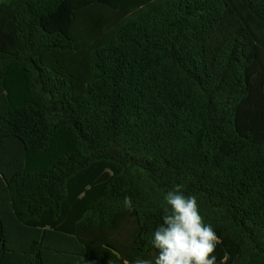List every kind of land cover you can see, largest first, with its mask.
<instances>
[{
    "label": "trees",
    "instance_id": "trees-1",
    "mask_svg": "<svg viewBox=\"0 0 264 264\" xmlns=\"http://www.w3.org/2000/svg\"><path fill=\"white\" fill-rule=\"evenodd\" d=\"M175 185L264 264V0H1L0 264L154 261Z\"/></svg>",
    "mask_w": 264,
    "mask_h": 264
},
{
    "label": "clouds",
    "instance_id": "clouds-1",
    "mask_svg": "<svg viewBox=\"0 0 264 264\" xmlns=\"http://www.w3.org/2000/svg\"><path fill=\"white\" fill-rule=\"evenodd\" d=\"M165 202L163 223L152 234L151 244L158 250L154 261L137 257L134 264H217L213 255L220 243L213 226L204 222L197 196L185 195L182 185H175L163 197ZM124 205L132 210L130 197ZM229 253L224 252L220 264H227ZM124 264H128L125 261Z\"/></svg>",
    "mask_w": 264,
    "mask_h": 264
},
{
    "label": "rangeland",
    "instance_id": "rangeland-1",
    "mask_svg": "<svg viewBox=\"0 0 264 264\" xmlns=\"http://www.w3.org/2000/svg\"><path fill=\"white\" fill-rule=\"evenodd\" d=\"M1 1V0H0ZM212 59H213V56H212V53H211V50H210V53H209V63L212 62Z\"/></svg>",
    "mask_w": 264,
    "mask_h": 264
}]
</instances>
